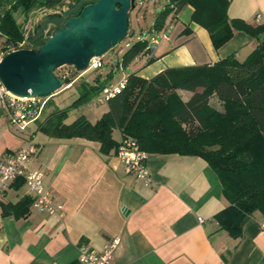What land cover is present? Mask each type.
I'll use <instances>...</instances> for the list:
<instances>
[{
    "label": "crops",
    "instance_id": "crops-1",
    "mask_svg": "<svg viewBox=\"0 0 264 264\" xmlns=\"http://www.w3.org/2000/svg\"><path fill=\"white\" fill-rule=\"evenodd\" d=\"M228 1L229 19L264 24V0ZM137 6L130 13L135 17ZM192 13L193 9L185 6L168 17L159 31L161 39L153 60L148 63L150 57L146 54V62L142 60L132 74L149 80L167 69L213 65L230 56L242 62L258 44L256 39L235 32L227 43L215 49L208 32L192 23ZM176 94L182 102L192 95L181 90ZM99 106L104 109L79 116L93 124L107 112L106 104ZM41 121L35 122L33 129L32 124L29 127L39 152L28 166L43 173L46 189L63 206V216L39 214L33 209L20 219L3 215V204H15L29 196L23 183L11 184L0 195V264H78L81 244L101 252L116 238L120 245L111 264L264 261L261 214L254 213L244 223L238 239L218 228L214 216L228 202L217 175L203 159L147 155L150 181L145 184L125 170L117 153L104 155L97 142L83 138H50L38 131ZM24 137L8 125L0 111V154L8 155L22 148ZM112 138L120 143V131L114 130Z\"/></svg>",
    "mask_w": 264,
    "mask_h": 264
},
{
    "label": "trees",
    "instance_id": "trees-1",
    "mask_svg": "<svg viewBox=\"0 0 264 264\" xmlns=\"http://www.w3.org/2000/svg\"><path fill=\"white\" fill-rule=\"evenodd\" d=\"M65 1L0 0L3 54L18 49L21 42L26 49L38 47L30 33L25 38L24 27L18 24L14 13H21L27 20L32 11L62 7ZM185 6L193 9L192 23L208 32L215 49L227 43L235 32L256 39L257 46L242 62L230 56L213 65L167 69L149 80L130 74L124 89L105 103L107 112L95 123L79 116L66 124L73 108L87 103L108 85V80L102 82L99 76L92 83L85 80L73 103L48 114L38 123V131L55 139L97 142L99 151L108 155L118 151L120 143L114 141L112 133L119 130L122 140H133L147 155L203 159L217 175L228 202L214 221L220 230L238 239L244 223L254 213L264 219V24L229 19L228 0H168L156 14L152 30H163L168 17ZM145 54L148 41H137L123 54L121 66L127 67ZM152 60L149 58L148 63ZM177 90L192 95L182 102ZM213 95L222 110L210 106ZM15 183L22 184L19 180ZM31 203V197L25 196L15 204H3L2 214L24 218Z\"/></svg>",
    "mask_w": 264,
    "mask_h": 264
},
{
    "label": "water",
    "instance_id": "water-1",
    "mask_svg": "<svg viewBox=\"0 0 264 264\" xmlns=\"http://www.w3.org/2000/svg\"><path fill=\"white\" fill-rule=\"evenodd\" d=\"M144 1L76 0L60 11L39 9L24 28V35L30 33L38 47L1 57L2 85L19 99L47 98L68 87L69 77L55 72L66 66L85 72L93 58L102 57L131 36L129 13ZM49 26L56 29L51 32Z\"/></svg>",
    "mask_w": 264,
    "mask_h": 264
},
{
    "label": "built area",
    "instance_id": "built-area-1",
    "mask_svg": "<svg viewBox=\"0 0 264 264\" xmlns=\"http://www.w3.org/2000/svg\"><path fill=\"white\" fill-rule=\"evenodd\" d=\"M162 37L164 38L165 36L163 35ZM25 38L27 37L25 36ZM24 44V42L19 43L18 49H22ZM157 45L158 38L152 36L148 39V54L150 58L153 56ZM14 50L17 49L11 51ZM3 55V53L0 55V59ZM100 66V58H93L88 69L96 70ZM126 83L127 77L116 85L103 87L90 104L94 107L105 104L110 98L119 94L126 86ZM46 102V98H16L4 88L0 81V111L11 128L25 136V144L22 148L8 155L0 154V195L14 182L22 181L28 195L32 199L31 209L39 214L61 218L63 216V206L55 202L51 193L46 189L43 173L37 169H30L28 166L31 158L39 152L38 146L32 139V132L29 127L31 124L41 120L40 116ZM117 157L128 173L134 175L145 184L150 181L149 171L146 167L147 154L140 151L133 140L123 139L120 142ZM261 228L264 229V223L261 224ZM119 245L120 239L116 238L108 242L101 252H98L87 244H81L78 247V264H111L113 255Z\"/></svg>",
    "mask_w": 264,
    "mask_h": 264
},
{
    "label": "rangeland",
    "instance_id": "rangeland-1",
    "mask_svg": "<svg viewBox=\"0 0 264 264\" xmlns=\"http://www.w3.org/2000/svg\"><path fill=\"white\" fill-rule=\"evenodd\" d=\"M69 2H73V0H67ZM68 3H64L63 8ZM165 6V0H146L144 2H140V4L137 6V17L134 14L129 13V29L128 34H132L131 36L126 37L124 41L121 43L115 45L109 52L104 54L102 57H100L101 66L100 68L93 70L88 69L85 72H77L72 67L66 66L58 69L55 74L57 76H62L67 74L70 78H74L71 82L70 86H68L66 89H61L59 92L55 93L54 95L46 98L47 103L45 104L44 110L40 116L41 120L46 118L48 114L51 113V109L54 110H64L67 107H69L73 101L78 97V90L80 88V84L83 81H87L92 83L94 79L99 76L100 81L108 80V85H116L119 82L123 80V78L128 77L130 74H132L137 65L140 66L141 61L145 60L146 62V54L143 56H139L138 58H141L139 61L136 60L133 62L131 66L122 67L121 66V58L123 54L128 50L130 46H132L137 41H143L146 39H149L152 35L155 38H158V41L161 39V33L160 32H154L152 30V22L154 20L155 15L161 11V9ZM59 10L62 8H55L54 10ZM52 10V11H54ZM42 11L39 9H36L32 11L28 17L27 20H25V17L19 13H14V17L18 24L22 25L24 28L27 27V24L29 22L30 18H34L37 16V14ZM134 15V16H133ZM132 19V22H131ZM56 28L52 26L51 32L53 29ZM165 34H167V29H164ZM150 36V37H149ZM0 39V55H2V46L3 41ZM30 47L29 43L26 44ZM144 57V58H142ZM137 58V59H138ZM69 78V79H70ZM182 98L183 95L181 96ZM95 99L93 97L90 101L87 103H82L78 107L73 108L69 113L68 117L65 120L66 123H69L73 121L76 117L81 115V113H86L87 115L94 112H99L100 110L104 109V106H98V107H92L91 102ZM210 106L216 110H222V104L217 100L216 96H211L210 98ZM34 124L31 125L30 129L34 128Z\"/></svg>",
    "mask_w": 264,
    "mask_h": 264
},
{
    "label": "flooded vegetation",
    "instance_id": "flooded-vegetation-1",
    "mask_svg": "<svg viewBox=\"0 0 264 264\" xmlns=\"http://www.w3.org/2000/svg\"><path fill=\"white\" fill-rule=\"evenodd\" d=\"M66 3H68V4H67L65 7H67V6L69 5V1H66ZM63 6H64V5H63ZM63 6H62V7H63ZM62 7H56V8H62ZM54 9H55V8H54ZM54 9H49V10L52 11V10H54ZM57 10H58V9H57ZM59 10H60V9H59ZM51 29H52V26H49V29H48V30L51 31ZM55 29H56V28H54L53 30H55Z\"/></svg>",
    "mask_w": 264,
    "mask_h": 264
}]
</instances>
